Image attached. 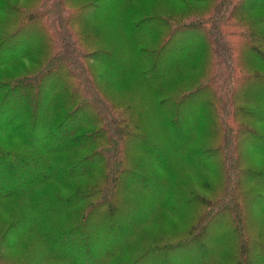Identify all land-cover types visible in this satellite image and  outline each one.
Here are the masks:
<instances>
[{
	"label": "trees",
	"instance_id": "obj_1",
	"mask_svg": "<svg viewBox=\"0 0 264 264\" xmlns=\"http://www.w3.org/2000/svg\"><path fill=\"white\" fill-rule=\"evenodd\" d=\"M68 1L72 3L71 0ZM72 1L75 5L67 7L65 10L64 0H57V10L53 11V14L60 16V12L64 15V13L74 14L81 10L83 5L75 0ZM98 2L101 0H89L88 4L90 3L92 6L97 5ZM46 3L47 0H0V174L3 176L6 173V176L10 175L11 178H15L11 185L6 187V190L0 192V237L7 235L19 238L21 235L30 237L41 235L47 245L54 242L55 246H58L57 253L51 254L60 255L61 260L72 262V255L78 252L82 263L101 264V257L95 260V252L89 245L86 246V244L78 242L79 235L85 232V227L89 224L92 219L90 217L96 209L106 205L107 213L101 217L110 216L104 223L106 227H101L105 231V238H107L103 248L104 255L107 256L117 247L131 246L133 232L138 236H148L147 223L154 216L158 217V213H160L158 210L165 204V197L167 195L170 197L173 194V188H163L158 183L150 187L147 181H139L141 182L139 185L141 184L142 187L136 184L135 187L132 186L134 190L119 188L117 181H120L121 178L126 179L138 175L136 173L138 171L134 172L135 168H138L135 162L130 165H121L127 160L129 152L125 144L126 138L131 131L137 130L138 126H131V114L128 110L121 108L119 113H114L113 107L118 104L104 99L103 106H99L95 100L87 97L90 95L88 89H84V87L88 88L89 86L91 93L96 82H92L91 67L97 79H100L101 75L100 70L97 72L95 70L96 63L99 61L96 55L98 49L84 43L76 29V32L72 29L70 33L68 32L66 38L69 39V42L64 40L66 38L60 37L56 29L53 28L54 24L51 26L52 19L48 15L50 11L45 7ZM230 4L232 5L230 6ZM48 18L51 19L50 22L46 21ZM224 19H226L224 22L221 21ZM124 20L132 29L140 27L145 21H154L147 32L160 31L161 28L168 26V29L163 32L164 47L172 46V41L173 45L178 42L180 36H177V33L180 30L189 29L190 40H187L186 43L189 46L187 45L182 57L196 62V76L189 84L187 92L176 98L162 97L155 104L156 107L166 106L171 101L177 107L179 102L185 99L191 100L199 93L202 96L205 92H208L206 102H210L212 96H220L221 87L240 88L238 86L241 85L244 77H261L264 80V0H175L174 6H163L160 5V0H156L144 16L132 14L125 17ZM59 22L61 24L64 22L65 25L75 24L71 20L66 21L65 18L64 20L60 18ZM31 38L36 39L35 44L30 45ZM61 42H65L67 47L69 46L65 51L67 53L70 50V44H76L77 48L81 50L76 49L77 51L73 50V52H78L79 55L75 57L73 54L74 57L71 56L67 59L65 52L60 51L59 43ZM90 48L94 50L89 51ZM161 48L160 46L151 47L147 43L144 44L142 40H137L136 53L138 55L145 54V61L149 63V66L145 68V74L151 72L155 67L154 54L158 53ZM244 48L255 55L252 60L255 64L254 70L245 64V60L248 58L241 55ZM236 58L238 59L235 65L233 60L235 61ZM45 59L47 60L45 61ZM86 60H93L92 66L87 64ZM7 66L10 69L4 70ZM58 67L60 69L57 72ZM35 69H37L38 84L34 87V84L31 83L33 78L29 72L34 73ZM52 74H57L58 80L46 85L49 101L42 108L44 112H41L42 117L40 118L38 111L42 104L34 99V95L42 91L43 78L41 82L40 77ZM226 81L232 85H227ZM262 84L264 86V82ZM32 86L34 89H30ZM238 97L244 102L235 105L234 100L231 101L229 108H233L234 115L239 113L243 116L264 120V111L255 107L252 102L253 99L259 100L262 97L257 96L250 99L247 96H235L236 99ZM84 106L90 109L87 114L82 115L72 128L62 133L63 123L76 115ZM125 112L130 116H126ZM170 112L172 118H175V109L173 108ZM193 115V113L190 114V116ZM189 121L187 118H182L185 125ZM165 122L164 114L163 125ZM197 125L195 123L192 128L188 127V135L182 141V149L189 155L211 156L210 161L216 167L214 175H219L220 180L222 175L223 179L229 181L226 196L230 198V202H227L225 207L229 205L231 211L239 212L245 203L246 207L241 210V212L244 211L241 216V220L244 222L242 221L241 225L246 229V232L243 236H238L242 249L258 250L264 254V202L255 212V216L258 214L260 217L262 216L256 235L249 225V222L252 221L249 206L250 203H258L253 201L246 203L249 196V199L252 200H264V166L252 165L249 161L252 166H244L250 155L264 157V135L256 127L244 125L246 129L242 134L246 132L247 135L244 142L247 139H251V142L248 145H244L243 142L242 147L241 142L237 141L230 147L221 141H215L218 132L214 125L213 129L211 126L207 128ZM175 129V131L179 130L177 127ZM202 131L210 135L200 136ZM161 132L162 137L155 136L154 138L158 142H162L163 147H166L170 144L168 134L162 128ZM49 135L53 137V142H48ZM223 135L235 138L238 134L227 126ZM104 142L108 148H111L112 167L105 161L104 153L108 154V152L103 148L102 143ZM73 147L78 152L81 148L83 152L76 156H68L67 152L69 149H74ZM139 153L142 157L148 158L147 162H153L159 177L170 181L177 178L168 170L171 164H164L159 157L151 152L139 151ZM25 156H29L33 161L40 158L38 163H42L39 165L42 168L41 171L36 176L29 178L27 190L23 189L25 184L22 179L24 178L20 180L24 172L19 176L18 171L12 165H10L9 172H5L4 169L8 164H11L10 160L16 159V157H18L19 163L27 164ZM108 156L110 155L108 154ZM226 158L229 167L224 166ZM52 164L59 165V173L46 172L47 167ZM79 164L83 166L78 168ZM199 165L202 164L199 163ZM138 169L144 171L142 174L146 173L144 167ZM237 177L239 178L236 183L238 188H235L231 185ZM245 178L254 180V183L262 187L263 191L248 195L243 188ZM81 180H90L91 182L74 186L69 184L73 181L79 183ZM106 181L108 183L104 184ZM115 184L118 187L110 190L109 186L114 187ZM230 187L234 188L231 192H229ZM104 189L109 191L107 195ZM212 189L211 185L208 189L206 186L195 189L184 186L178 189L177 193L181 197L193 201L198 210L205 203L211 201L213 204L218 203V198L214 200L212 198L215 194L213 193L212 196L209 194ZM117 192H120L119 196H126L132 204H136L135 206L145 204V211H148V213L143 211L141 218L130 220L127 230L120 233V235L124 234L121 243L117 238L112 241L119 228L115 222L122 221L124 215L122 211L125 207L114 204ZM205 193L210 197L203 196ZM132 196L135 199H132ZM17 201L16 210L20 214L19 216H15V212H13L14 204ZM42 203L46 205V209H41ZM217 208H211L216 212L211 217L217 215L219 212ZM248 212L250 218L247 216ZM56 215L57 219L53 218ZM50 217L53 218L51 221ZM24 232L29 233L25 234ZM195 239L192 235L189 239L175 238L147 244L142 260L148 259L154 263L150 256L147 257L148 255H163V258L168 260L165 252L171 250L174 252L173 262L177 260L186 262L185 256L188 254V249L200 250L197 256L196 254L190 256L192 260L200 261L202 264H208L206 262L217 256L229 258L228 239L231 238H213L209 244L204 243L201 248L199 242L193 241ZM89 242L93 243L92 240ZM66 243L68 244L67 248L62 246ZM1 251L0 246V264H18L15 261H9ZM163 251L164 253L159 254ZM235 261L239 264L243 262V264H247L249 260L245 257L243 260L237 257ZM130 264L144 263L134 261Z\"/></svg>",
	"mask_w": 264,
	"mask_h": 264
},
{
	"label": "rangeland",
	"instance_id": "obj_2",
	"mask_svg": "<svg viewBox=\"0 0 264 264\" xmlns=\"http://www.w3.org/2000/svg\"><path fill=\"white\" fill-rule=\"evenodd\" d=\"M56 1L57 0H47L45 7L51 12H48V15H50V18L52 19L51 26L54 24L53 28L56 29L60 37L66 38L71 29L75 32L78 30V35L81 36L84 43H88L98 49L96 55L99 58V61L96 63L95 70L96 72L100 70L101 75L100 79H97L91 67L92 82H96L91 89V93L89 86L88 88L84 87V89H88L87 91L90 95H87V97L95 100L99 106H103L102 103L104 99L112 101L113 104H118L113 107L114 113H119L121 108L126 111L128 110L131 114V126H138L137 130L131 131L126 138L125 144L128 148L127 151L129 152L127 160L121 165H130V163L135 162L136 165H138V168L144 167L146 173L142 174L144 171L135 166L136 168L134 172L138 171L136 173H138L137 176L139 177L121 178L120 181H117L119 188L128 190L132 188V186L135 187L136 184L139 187H142L141 184L139 185L142 181L149 182L150 187L155 184L157 185L158 183V185H161L163 188H173V194L170 195V197L168 195L165 197V204H163L160 210H158V212L160 211L158 217L154 216L151 218V221L147 223L148 236H138L132 231L133 237L131 246L125 248L117 247L113 252L108 253L107 256L104 255V242L107 241V238H105V231L101 227H106V224L104 223L107 221V217L110 216H101H104L107 213L106 205H102L99 209H96L94 214L90 217V219H92L89 221V224L85 227V232L79 235L78 242L80 244H86V246L89 245V247L95 252V260H98V258L101 257V264H130L134 261L144 264H202L200 261L192 260L190 256L195 254L197 256V253H199L200 250L192 251L190 249H188V254L185 256L187 263L182 262L181 260L173 262L172 258L174 252L171 250L165 252V255L168 256V260H165L163 255H148L147 257L150 256L154 260V263L148 259H142L144 258L147 244H155L160 240L175 238H179V240L189 239L193 235L196 238L193 241L199 242L201 248L204 243L209 244L213 238L224 237L225 239L231 238L228 239L229 258H221L220 256H217L206 263L239 264L236 263L235 258L239 257L243 260L245 257L249 260L247 264H264V254L258 250H244L242 249V244L238 241V236L241 237L246 232V229L241 225L242 221L244 222V220H241L244 211L241 212V210L246 207L244 206L245 203L242 205L239 212L231 211L229 205L225 207L226 203L230 202V198L226 196L229 181L223 179L222 175L221 180L219 175H214L216 167L212 165V161H210L211 156L199 154L189 155L182 149V141L188 135L187 129L188 127L192 128V125L195 123L207 128L211 126V129H213L214 125L218 132L215 141H221L230 147H232L237 141H240L241 146L243 147L244 139L247 136L246 132L245 134H242L243 131H245L244 129H246L244 128V125L256 127L264 135V120L243 116L239 113L234 115L233 108H229L230 103L233 100L235 105H240L244 102L243 100H240V97L236 99L235 96H247L250 99L260 96L262 98H259V100L253 99L252 102L255 107L264 111V86H262L264 80L261 77H244L241 85L238 86L240 88L229 89V86L224 88L221 87L220 89H222V92H219L220 96H212L210 102H206L208 92H205L202 96H200L199 93L191 100L185 99L184 101L179 102L177 107L174 106L173 101L166 104V106L156 107L155 104L159 99L161 100L162 97L172 96L173 98H176L177 96H180V94L187 92L189 84L196 76V62L182 57L183 53L186 51L187 45L189 46V44H186L187 40H190L188 37L189 29L186 28L180 30L177 33V36H180L179 40H177L178 42H175L173 45L172 41V46L167 45L164 47L163 32L168 29V26L161 28L160 31L147 32L154 24V21H145L140 27L132 29L124 20L125 17L132 14L144 16L148 12L149 7L152 6L153 2L156 0H101L97 5L92 6H90V3L88 4L89 0H75V2H80L83 5L81 10L76 11L74 14L64 13V15L60 12V16L53 14V11L57 10ZM71 2L72 3L68 0H64L63 7L65 10H67V7L75 5L72 0ZM160 5L174 6L175 0H160ZM231 5L232 4H230V6ZM63 17L66 21L71 20L75 24L65 25L64 22L61 24L59 19L61 18L64 20ZM50 18L46 19V21L50 22ZM225 20L226 19L221 21L224 22ZM35 40L36 39L31 38V40H29L30 45L35 44ZM64 40L69 42L68 38ZM137 40H142L144 44L147 43L151 47L160 46L161 48L163 46L161 50H158V53L154 54L155 67L148 74H145L144 72L145 68L149 66V63L145 61L146 55H138L136 53L137 51H135ZM68 47L65 42L59 43V48L62 52H65ZM76 49L81 50L77 48L76 44H70V50H68V53L65 52V57H67V59L71 56L74 57L73 54L77 57L79 53L73 52V50L77 51ZM90 50L94 49L90 48L89 51ZM241 55L248 58L245 60V64L250 69L254 70L255 64L252 61L253 56H255L254 53L252 54V52L244 48ZM237 59L238 58H236L235 61L233 60L235 65ZM46 60L47 59H45V61ZM92 62L93 60H86L87 64L91 65ZM5 69L9 70L10 68L7 66L4 70ZM37 69H35V71L33 70L34 73L31 71L29 72V74L32 75L33 81L31 83L34 84V87L38 84V80H36L38 79V74L36 72ZM59 69L60 67H58L56 71L58 72ZM41 79L43 80V86H41L42 91L34 95V99L42 104L41 109L38 111L40 118L42 117L41 112H44L42 108L45 107V103L49 101L46 85L56 82L58 78L57 74H52L40 77V80ZM226 82L227 85H232L229 81ZM34 87H30V89H34ZM21 91L26 92L27 90ZM173 108L176 112L175 118H172L170 112ZM89 110V107L84 106L76 115L64 122L62 133L66 132L69 128H72L75 125V122L79 121L82 115L87 114ZM167 110L170 111L168 112ZM129 113H126V116H130ZM192 113L194 115L190 116ZM164 114L166 122L163 125ZM182 118L190 120L187 125L182 122ZM181 126L183 127L180 128ZM227 126L229 129H233L234 132H237V137H225V135H223V131ZM175 127L180 129L175 131ZM205 127H203V129H205ZM161 128L168 134V140L170 141V144L166 147H163L162 142H158L154 138L155 136L162 137ZM207 128L205 130H207ZM209 135L210 134L205 131H202L200 134V136L203 137ZM151 137H153L154 140L150 139ZM52 138L53 137L49 135V143L53 142ZM250 142L251 139H247L245 140L244 145H248ZM102 145L105 151L110 155L108 156L107 153H104L105 161L110 167H112L111 148H108L105 142L102 143ZM73 148L75 149V147ZM74 149L67 150L68 156H76V154L83 152L81 148L79 149V152ZM139 151L151 152L159 157L164 164H171L168 167V170L171 174L176 175L177 178L170 181L166 178L159 177L153 162H147L148 158L142 157ZM248 157L249 160L244 164L245 167L252 165L264 166V157L258 155H250ZM25 158L27 159L25 160L27 164L19 163L20 161H18L19 159L16 157V159L13 158L10 160L11 164H8L4 169L5 172H9L10 165H12V167L18 171L19 176L24 172L20 180L24 178L22 181L25 186H23L24 184L22 186L23 189L27 190V185L30 182L29 178L36 176L41 171L42 168H40L39 165L42 163H38L40 158H36L35 161L31 160L29 156H25ZM199 163L202 165H199ZM81 166L83 165H77L78 168ZM224 166H230L228 159L225 161ZM126 169L129 168L126 167ZM51 171L59 173V165L52 164L50 167H47L46 172ZM5 176L6 173H4L3 176L0 174V192L6 190V187L8 188V186L11 185V182L15 179L11 178L10 175ZM238 180V177L237 179H234L231 186L238 188L236 185ZM99 181L103 183L101 179H99ZM90 182V180H81L79 183L73 181L69 184L74 186L78 184H88ZM107 183L108 182L106 181L104 184ZM210 185L213 189L209 194L212 196L214 193L215 195L212 196V198L213 200L218 198V203L213 204L212 201L205 203L202 205V208L198 210L195 208L193 201L181 197L177 193L178 189H181L184 186L194 189L196 187L206 186V189H208ZM243 185V188L245 189L243 190L248 195L263 191L262 187L254 183V180H249L248 178H245ZM118 186L115 184L114 187L109 186V189L114 190ZM233 189V187H230L229 192ZM104 190H106L107 195L109 191L107 189ZM132 190L134 189L132 188ZM119 195L120 192L115 193L116 199H114V204L119 207L125 206L122 211L124 212V215L121 222H115V225L119 228L116 235L113 236L112 241L117 238L119 243H121L124 234H121V236L120 233L127 230L128 223L132 218L137 219L143 216V211L146 210V206L144 207L145 204L135 206L136 204H132L126 196L122 197ZM210 195L205 193L203 196L210 197ZM249 197L246 203H250V201L258 203H250L249 211L251 218L249 217V212L247 213V216L252 219V221L249 222V225L253 228L254 235H256L258 230L257 227L262 221V216L260 217V214L255 216V212L260 209L259 205L262 204L264 200H252L249 199ZM131 198L135 199L134 196ZM17 206L18 201L14 204L13 212H15V216L20 215L16 210ZM40 207L41 209H46L44 203H42ZM212 207H218L217 209L219 212L217 215L211 217L212 214H216L215 210L212 211ZM146 213H148V211ZM53 218L57 219V215ZM53 218L50 217V221ZM47 226L49 227L50 224ZM24 233L28 234L29 232ZM89 240H92L93 243H90ZM27 245H31V247H28ZM66 245L68 244L66 243L62 246L64 247ZM0 246L2 250L1 252L6 255V258L9 261H15L18 264H90L82 263L78 252L72 255V262L61 260L60 255L51 254L57 253L59 250L58 246H55L54 242L47 245L46 240L43 241L41 235H36L35 237L21 235L19 238L3 235L0 237ZM67 247L68 246H66V248ZM162 253H164V251L159 254Z\"/></svg>",
	"mask_w": 264,
	"mask_h": 264
}]
</instances>
